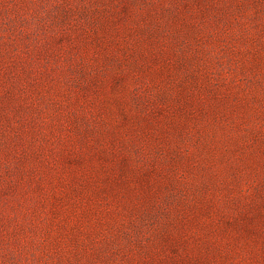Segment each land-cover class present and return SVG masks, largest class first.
<instances>
[{
	"label": "rangeland",
	"instance_id": "374dc122",
	"mask_svg": "<svg viewBox=\"0 0 264 264\" xmlns=\"http://www.w3.org/2000/svg\"><path fill=\"white\" fill-rule=\"evenodd\" d=\"M0 264H264V0H0Z\"/></svg>",
	"mask_w": 264,
	"mask_h": 264
}]
</instances>
